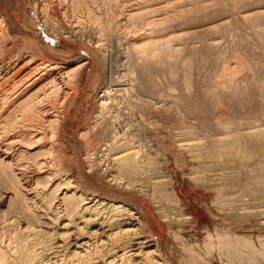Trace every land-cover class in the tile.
I'll list each match as a JSON object with an SVG mask.
<instances>
[{"label": "rangeland", "instance_id": "1", "mask_svg": "<svg viewBox=\"0 0 264 264\" xmlns=\"http://www.w3.org/2000/svg\"><path fill=\"white\" fill-rule=\"evenodd\" d=\"M44 1L47 0H0V14L6 21L10 35L15 40L18 39L29 45L30 50L36 56V63L57 64L58 70L64 75L71 73L74 67L81 64L74 80L71 77L69 80L68 76L63 78L58 95L53 97L52 106L54 104L57 106L54 108L55 119L57 118L55 128L57 129L52 137L48 134L47 139L55 149L53 157L56 160L59 159L57 162L60 164L59 167L66 170L78 188L85 193L96 194V199L121 203L135 212V215L142 221L144 234L156 241L155 246L147 249L156 247L160 258L168 264H243L240 259L229 255V250L224 244L226 240L234 237L240 239L241 243L238 248L247 258L264 264V145L252 146L249 142L245 143L240 140L236 135L243 132L245 127L264 123V30H262L264 20L259 21L261 29L253 26V21V24L249 21L252 26L248 21L244 25L242 21L236 19V15L230 17L231 14L224 13L223 8L216 4V0H188L189 2L185 0L186 4L184 0H159V2L158 0H153V2L152 0H148L149 2L147 0H86V4L79 6L76 10L71 9L67 1V3L63 1V5L62 1V4H58V0H48L46 12L51 16L50 20H53L56 27V30L51 31L45 25L44 10L41 9L44 7L42 5ZM256 1L257 5H264V0H260L262 4ZM256 1L246 0L244 2L243 0L239 2V5L237 1V9H235H249L251 5L255 7ZM241 3L244 4L240 5ZM163 4L164 6L170 5L171 8L163 7ZM61 5L65 7L64 10ZM86 7L90 9V12L87 13ZM132 7H136L135 10ZM172 7L179 10L177 12L174 10L176 14L186 11L184 17H180L182 20L177 19L178 15L172 12ZM57 8L62 12L61 15L58 14L60 11ZM126 9H133V13L137 11L134 21L127 18ZM262 9L264 10V7ZM97 16L101 18V23L105 22L106 25H112V29H117L116 32L113 30V38L108 37V32H103V30L100 32L103 24L96 23ZM166 16L172 19L174 16L173 20L177 19V21L173 22L171 19L172 21L169 22L174 26L167 24L170 29L168 27V30L164 31V34L168 35L164 38L167 37L171 44L177 42L183 50L178 55H173V57L177 56L178 61L176 57L172 60L173 65H170L171 69L168 74L163 72L164 69H159L160 66L162 67L160 65L162 62L156 65L153 63L156 67L151 66L158 67L160 71L157 69L155 76L154 71L152 72V80L154 82L157 80L158 83L155 84H158L156 88L160 87L161 91L157 89L159 94L168 89L167 92L175 96L172 99L175 103H172L171 112L154 116L155 114H150L151 109L141 102L146 97L141 92L138 93L137 88L127 93L131 102L130 109L121 97L117 96V100L110 109L113 113H122L119 124L115 125L117 132H120L117 138L118 143L124 140L129 141L128 139L134 136V140L130 139L129 145L134 146L136 141L134 148L140 149V154L147 158L142 162L144 165L141 164V168L139 167L135 173L121 174L116 181L110 182L108 169L103 170L107 162L99 167L90 168L88 165L90 158H86L88 156L86 154L96 144L97 138H95V127L93 129V126L100 121L96 117L99 112L97 105L99 95L107 85L109 78L117 75L116 70L125 69V66L120 67L122 59L116 57V50L118 48L119 51L124 50L128 44L133 42L140 44L141 41H145L146 38H141V36L150 32L149 29L152 28L148 22ZM223 19L227 21L221 25L220 21ZM177 22L180 25L175 24ZM175 25L178 29H174ZM256 30L261 33V37ZM115 36L119 37L116 39ZM213 37L218 41L217 47L208 45ZM185 44L188 47H183ZM180 60L185 61L186 64L184 65V62ZM228 62L235 64L237 62V65L233 67V71L230 70L233 72L232 75L230 74V80H228L229 77L225 80V77L229 75L223 73L222 68L226 67ZM181 63L183 67L185 66L184 68ZM129 70H132L133 77L137 74L132 66L131 68L129 66ZM123 72L125 71L122 70ZM171 78L173 81H170ZM231 78L234 79L231 81ZM167 81L172 83L168 84L169 87ZM167 92L163 93V96L168 94L173 97ZM180 94L187 96L182 98L184 96ZM179 104L181 106H178ZM126 116L128 119L125 118ZM150 120H153V123ZM230 131L235 133H230ZM233 135L237 136L236 145L232 146L237 154L232 163L235 169L231 180H216L209 171L212 168L209 159L192 160L178 146L180 139L197 140L208 146L212 142L211 139L215 137H221L220 140L224 138L226 142H229L233 139ZM161 178L168 181H166L165 189L160 186ZM3 209L4 207L0 205V218L6 214ZM162 214L167 215L164 221ZM152 221H156L159 228L163 229H159L158 232ZM135 222H132L131 228L136 226ZM21 225L24 226V224ZM48 227L44 228L47 236L42 229L45 237H50V232H53L52 243L68 248L69 246L64 245V242L68 241L67 237L64 236L59 240L54 234L60 231L57 226L56 228L52 225ZM81 241L83 240L79 242Z\"/></svg>", "mask_w": 264, "mask_h": 264}, {"label": "bare ground", "instance_id": "2", "mask_svg": "<svg viewBox=\"0 0 264 264\" xmlns=\"http://www.w3.org/2000/svg\"><path fill=\"white\" fill-rule=\"evenodd\" d=\"M58 1V4H62L63 1L69 2L68 6H70V8L74 10H76L79 6L86 4V0ZM240 1L242 2L243 0H216V4L218 5V7L223 8L224 13H229V15L231 14L230 17L232 15H236V19L238 18L240 21H242V23H244V25H246L245 22L247 21H253V26L260 28L261 22L259 21L264 20V10L262 9L264 5H257V1L255 0L257 6L254 4V2L253 4L255 5V7L250 4L251 7H249V9L236 10V4L238 3L237 5H239ZM245 1L246 0H244V2ZM258 1L260 2V0ZM66 3L65 5L67 7ZM260 3L262 4V2ZM242 4L244 3H241L240 5ZM42 5L44 7L40 8L44 10L42 11L44 15L45 25L48 26L51 31H54L56 27L52 22L53 20H50L51 16H49L46 12L48 0L44 1V4ZM33 6L35 7V4ZM165 6L163 4V7ZM167 6L170 7V5ZM154 7L156 8V6ZM161 7L160 9H162ZM177 8L179 9V7ZM194 8L196 9V7ZM147 9L148 8L146 6V11ZM212 9L213 8H211V10ZM132 10H127V18H129L131 21H134L136 19L137 11H135V14V12L133 13ZM172 10V12L174 13L175 9H173V7ZM58 11L60 10L58 9ZM177 11L179 10H175V12ZM88 12H90V9L87 8V13ZM185 12L182 11L177 14H174L178 15V17L176 16L177 19L182 20L180 17H184ZM60 13L62 12L60 11L58 14ZM218 14L220 13L218 12ZM129 19L127 20L129 21ZM171 19L172 18H169V16H166L163 18L159 17V19L155 18L154 20H150L148 22L149 25H152V28L149 29L150 32H146V34L141 36V38H146L145 41H141L142 43L140 44L138 42L139 45L134 42L131 44H128L126 42L128 45L126 48H124V50L122 49L121 51H119V48L118 50H116V57L118 59H122L120 67L125 66V69H117L115 72V74L117 75H112L109 78L107 85L104 87V89L99 95V100L97 104L99 106V112L98 114H96V117L97 119L99 118L100 121L97 124L95 123L93 126V129L95 127L94 135L95 138H97L96 144L93 148L90 149L88 153L86 152V156L88 155L86 158H90L89 161L87 160L90 168H94L95 166L99 167L104 162H107L106 167L104 165L105 168L103 170L108 169L107 173L110 176V182L116 181L118 176L121 174L126 173L127 175L128 173H135V171L140 167V165L143 164L142 162L145 161V159L147 158L145 155L143 156L140 154V149L138 150L135 149L136 147L134 148L135 143H137L136 141L134 142V146L129 145L131 142L130 139L134 136L128 139L129 141L124 140V142L118 143L119 140L117 138H119L118 133L120 132H117V127L115 125L119 124L121 120L120 114L122 113H113V111H111L110 109L114 105V102L117 100V96L121 97V99L125 102L124 104L127 105L129 108L131 106V102L127 93H131L132 89L135 90V88H137L139 91L138 93L141 92L143 96L146 97V99L144 98V100L140 98L142 100L141 102L151 109L152 112H150V114H155L154 116L167 114L170 111L172 103H175L172 100L175 96H173L170 92H167L168 89H166V92L171 94L173 97L169 96L168 94L166 96H163V93L166 94V92H160L159 94V91H157V89H159L160 87L156 88V85L158 86V84L155 83L158 82H156L157 80L155 82L152 80V72L154 71L155 76V74L157 73L155 71L158 69V67L153 68L151 66L154 65L153 63H155L156 65L162 62L160 65H162L163 68L159 65V69H164L163 72L168 74L171 69L170 65H173L172 60H174L175 57L177 58V56L173 57V55H178V53L183 50V48L180 47V45L177 44L175 40L174 42L176 44H171L167 37L164 38L165 35H167V33L164 34V31H166L168 27L170 29V26H168L167 24H169V22L173 20ZM177 19L175 20L177 21ZM175 20H173V22H175ZM95 21L99 25L103 24L101 26L100 32H102L103 30V32L109 33L108 37H114L112 34L113 30H115L116 32L117 29H112V25H106L105 22V24L101 23L102 21L99 16L95 18ZM226 21L227 19H223L220 21V24L224 25ZM251 22H249L250 25ZM118 23L120 22L118 21ZM175 24H178V22ZM175 27L176 28L174 29H178L177 25H175ZM172 28L173 27H171V29ZM95 31H97V29ZM258 31L257 34L259 32H262ZM137 34L139 33L137 32ZM115 35L118 34L116 33ZM170 35H173V33H170ZM258 35H260L261 37V33H259ZM118 37L119 36H117L116 39ZM208 45L217 47V45L219 44L216 38L213 37L208 42ZM186 46L187 45L185 44V46L183 47L186 48ZM30 49L31 48H29V45H26L25 42H20L18 39L15 40L12 35H10L6 21L0 14V205L4 207L3 210L6 213L5 216L3 215L0 218V264H168L160 258L158 254L159 252L157 251V249H155L156 247L147 249L150 246H155L156 241L152 239L149 235L144 234V231L142 229V221L135 215V212L125 207L121 203L96 199V194L85 193L84 191L80 190L81 188H78L77 184H75V182L72 180L73 178L71 179L70 174L66 170H63L59 167L60 164L57 163L59 159L57 158L58 160H56L55 157H53V155L55 154V149H53L51 143H49L47 139L48 134L50 135V137H52V135L55 133V130L57 129L55 128V121L57 120V118L55 119L56 112L54 109L57 106L55 104V107L52 106V102H54L53 97L58 95L59 89H61L60 84L63 83V78L68 76L69 80L70 77L74 80L81 64L74 67V70L72 69L71 73L64 75L63 72H60L58 70L59 67L57 64H49L40 61H38L40 63H36V56ZM176 60L178 61V58ZM183 62L185 65L186 62ZM182 63L181 65L183 67ZM235 65H237V62L236 64L229 63L228 65H226V67L223 68L220 67L223 69V73L225 72L226 75H229L225 77V80L228 77V80H230V74L233 73L231 71H233L232 69H234L233 67ZM129 66L130 68L132 66L133 70L137 71V74H134V77L132 76V70H129ZM217 67L219 68V66ZM122 70H124L125 72L122 73ZM232 79L234 78H231V81ZM161 81L162 80H160V82ZM170 81H173V79ZM39 83L40 85H38ZM170 83L168 82L167 86ZM228 83L229 81L227 82V84ZM234 84L236 83L234 82ZM33 88L35 89L31 91V89ZM183 96L184 97L182 98H185V96L187 95ZM175 100L177 103V98ZM49 103L50 106H48ZM139 104L140 106H142L140 102ZM135 106L138 107L139 105ZM178 106L181 105L179 104ZM125 118H127V116ZM150 121L152 122L153 120ZM219 123L220 122H218V124ZM221 125L223 124L221 123ZM223 129L224 128H222V130ZM232 132L233 131H230V133ZM221 133L223 135V132ZM122 135H125V133H122ZM173 135L175 134L173 133ZM224 135H226V133ZM236 135L239 137L240 140L244 141L245 143L249 142L252 146H262L264 145V123L253 124L248 127H245L243 129V132ZM236 135H233V139L231 138L232 140L230 141L227 139V141L229 142H226L224 138H222V140H224L225 142L220 140L221 137H215L216 140H214L215 138H213V140L211 139V141L217 142H211V144L208 146L202 144L201 142H198L197 140L194 141L190 139L188 141L186 139V141H184L180 139V141L178 142V146L183 149L188 154V157L192 160L209 159V161H211L212 163V168L209 171L211 172V175L215 177L216 180H231L234 177L233 173L235 169L232 163L235 161L237 154L236 150L232 147L236 145ZM120 141L122 140L120 139ZM166 181L167 180L162 178L161 180H159V183L161 184L160 186H162L164 189L167 185ZM228 183L229 182H227V184ZM161 217L164 221L166 220L167 215L162 214ZM133 221H136L134 223V225L136 226L131 228L130 225ZM155 222H153V224H155V227L159 232V229L163 228H159V224L157 222L156 224ZM21 224H24V226L22 227ZM51 225L55 228L57 226V229L60 230L57 233L54 232V234H56L59 240L64 236L67 237L68 241L64 242V245L69 246L68 248H63L58 244L52 243V240H54L51 237L53 232H50L51 236H49L51 238L45 237L46 231L44 230V228L47 229L49 228L48 226ZM42 229L44 230L45 234L42 233ZM47 235L48 234H46V236ZM80 240L83 241L79 242ZM71 241L73 242L71 243ZM240 243V239L235 237L224 242L226 248L229 250V255L233 258L240 259L243 264H259L257 260L247 258L246 255L241 252V250L238 248ZM70 248L73 249L70 250Z\"/></svg>", "mask_w": 264, "mask_h": 264}]
</instances>
